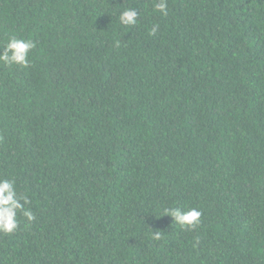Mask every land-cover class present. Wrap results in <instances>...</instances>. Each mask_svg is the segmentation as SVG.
Segmentation results:
<instances>
[{"label": "trees", "instance_id": "trees-1", "mask_svg": "<svg viewBox=\"0 0 264 264\" xmlns=\"http://www.w3.org/2000/svg\"><path fill=\"white\" fill-rule=\"evenodd\" d=\"M159 2L0 0V264H264V0Z\"/></svg>", "mask_w": 264, "mask_h": 264}, {"label": "clouds", "instance_id": "clouds-1", "mask_svg": "<svg viewBox=\"0 0 264 264\" xmlns=\"http://www.w3.org/2000/svg\"><path fill=\"white\" fill-rule=\"evenodd\" d=\"M155 8L163 15H167V0H160L155 4ZM139 18V12L135 8H125L119 13L120 23L125 26H134ZM155 31V27L153 28ZM36 47V42L32 39H20L11 36L0 51V62L11 67L18 65L23 68L29 66V54ZM29 196L17 190L16 181L6 177H0V233L12 234L17 231L20 222L18 215H22L30 223L36 219L35 214L25 205L30 204ZM167 214L173 218L181 228H196L200 223L202 212L197 208L182 209L164 208L159 215ZM154 239H160V233H153Z\"/></svg>", "mask_w": 264, "mask_h": 264}]
</instances>
